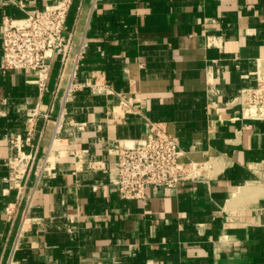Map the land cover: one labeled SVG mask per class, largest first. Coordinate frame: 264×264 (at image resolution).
Here are the masks:
<instances>
[{
    "label": "crops",
    "instance_id": "0c3cea01",
    "mask_svg": "<svg viewBox=\"0 0 264 264\" xmlns=\"http://www.w3.org/2000/svg\"><path fill=\"white\" fill-rule=\"evenodd\" d=\"M16 1L24 6L0 0V30L5 16L59 0ZM65 34L70 50L46 56L43 93L35 69L0 75V264H264V119L227 107L256 86L264 0H73ZM80 49L78 81L106 91L86 87L64 107ZM157 127L207 165V178L124 200L114 145ZM21 152L35 162L10 223L20 183L8 162Z\"/></svg>",
    "mask_w": 264,
    "mask_h": 264
},
{
    "label": "built area",
    "instance_id": "2783aa9c",
    "mask_svg": "<svg viewBox=\"0 0 264 264\" xmlns=\"http://www.w3.org/2000/svg\"><path fill=\"white\" fill-rule=\"evenodd\" d=\"M7 1L13 5L24 6L16 0ZM72 4L73 0H59L23 19L5 16L0 30L2 43L0 75L35 69L38 71L39 90L43 93L47 87L50 71L46 56L52 54L65 59L71 47V37L65 32ZM84 54V49H80L74 57V67L71 81L66 89L64 107L76 91L86 87H91L99 93L106 91V88H103L99 82L89 84L78 81V70ZM126 107L123 104L121 109H126ZM227 107L235 109L236 114H239V118L243 120L264 119V61L257 67L256 86L241 89L238 95L227 104ZM64 115L65 108L58 117L59 128ZM11 142L19 146L16 141ZM114 148L118 165L115 185L120 197L124 200L146 201L151 189L168 194L178 190L187 182L207 178V165L191 160L189 153L182 149L178 138L170 135L163 127H157L155 135L128 143L118 142ZM182 156L187 161H183ZM34 162L35 156L26 152H21L9 159L8 166L11 174L20 183L17 199L5 208V215L10 223L18 219L26 183L33 170ZM35 175L39 180L42 175L40 167L36 168ZM36 187L37 183L27 196L28 206L20 221L19 235L26 232L30 226L31 219L28 214Z\"/></svg>",
    "mask_w": 264,
    "mask_h": 264
}]
</instances>
